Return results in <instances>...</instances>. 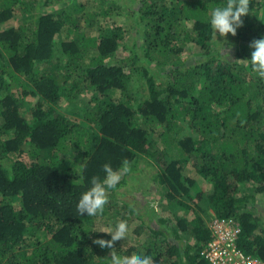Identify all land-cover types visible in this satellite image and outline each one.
<instances>
[{"label": "trees", "instance_id": "obj_1", "mask_svg": "<svg viewBox=\"0 0 264 264\" xmlns=\"http://www.w3.org/2000/svg\"><path fill=\"white\" fill-rule=\"evenodd\" d=\"M226 2L139 0L132 20L143 32L131 45H122L126 38L120 26L100 37L70 30L78 37L61 44L65 63L60 69L71 85L66 91L44 68L54 57L53 39L64 25L61 14L38 11L21 26L0 30V264H92L110 254L111 249L92 243L110 237L94 231V217L79 216L76 206L93 176L103 180L104 164L119 170L123 160L131 164L138 155L152 159L153 182L179 195L186 193L184 167L192 163L211 184L205 203L216 217L236 219L239 249L264 262V228L257 229L246 212L254 195L264 194V122L259 120L264 79L249 61H237L250 60V43L264 37V22L255 21L262 3L250 0L237 35L228 34L227 43L217 47L211 11ZM24 4L0 0V24ZM224 48L231 49L229 57ZM186 50L189 58L183 60ZM151 65L161 67L160 73ZM132 72L144 84L138 101L132 96ZM88 87L93 93L84 115L99 129L92 152L85 150L91 142L83 136L85 127L54 111L61 93L75 97ZM27 97L37 98L31 121L19 114L21 98ZM181 119L197 136L178 138ZM157 128H162L161 146L148 141ZM72 153L79 154V163ZM245 186L253 194L242 195ZM186 224L179 218L173 230L149 226L155 239L144 255L154 264H208L200 255L208 229L196 216L188 223L191 229ZM187 231L194 248L182 244Z\"/></svg>", "mask_w": 264, "mask_h": 264}, {"label": "rangeland", "instance_id": "obj_2", "mask_svg": "<svg viewBox=\"0 0 264 264\" xmlns=\"http://www.w3.org/2000/svg\"><path fill=\"white\" fill-rule=\"evenodd\" d=\"M259 1L262 3V5L260 4L262 7L258 9L259 12L256 13L255 21L264 22V0H256L258 3ZM138 6L139 0H25L24 5L14 9V16L11 20L0 24V30L19 27L28 22L31 16L38 11L48 14H61V18H64L62 21L64 25L53 39L52 54L54 57L44 65V68L52 74L58 84L63 86V91H66L71 85L68 77L64 76L63 71L60 69L61 65L65 63V58L61 52V44L77 40L78 34L71 31L78 28L87 37H100L111 35L113 28L120 26L123 29L124 38H126L122 41V45H131L136 38H140L141 32H143L141 26L132 20V12L136 11ZM74 25H77V27H73ZM224 41V37L217 36V39L214 37L213 43L220 47ZM138 53L142 60L141 53L139 51ZM189 54L190 51L186 50L182 59L188 60ZM117 55L121 56L122 52H118ZM59 61L62 62L59 63ZM151 69L153 73H160L162 68L151 65ZM161 75L164 76V74ZM161 75L158 79L164 81ZM131 77L132 96L136 97L138 101L141 91L144 89V84L137 73L132 72ZM79 92L75 97L61 93L59 101L54 106V111L85 127L83 136L85 139L89 138L91 140L90 143L85 144V150L92 152L95 148L93 140L99 135V129L85 118L84 110L89 109L91 106L90 100L93 88H83ZM21 101L23 106L19 114L31 121L30 108L35 104L37 98H21ZM259 120L264 122V110ZM176 126L178 127V138L197 136L189 129L186 119H181ZM161 132L162 128H157L153 136L148 137V141L154 140L161 146ZM71 157L77 163L81 160L78 153H72ZM151 160L146 156H137V159L130 164V172L122 175L118 187L112 191L108 190V203L105 205L103 213L93 216V222L90 224L94 231L99 232L114 228L117 221L125 216L128 224L127 237L115 242L114 245L118 246L123 252L126 251L127 255L133 253L145 254L146 244L149 243V240L155 239L148 229L149 226L152 229L173 230L180 218L184 219L187 222L186 227H189L188 223L196 216L202 220L207 228L212 219L216 217L211 207H208L204 201L206 192L211 189V184L195 173L192 163H188L184 167V177L181 182L186 188V193L181 195L183 193L181 190L179 195L174 188L164 184L157 185L153 182L152 179L156 174V169L152 167ZM250 190V187L245 186L241 188L240 193L242 195L253 194ZM254 197L252 207L250 206L246 212L252 214V221L257 224V229H261L264 228V194H255ZM178 202L186 204L189 209L193 210L194 214L185 210ZM139 217L142 219L139 220ZM160 220H163L164 225L158 228V221ZM142 221L146 222L147 225H142ZM189 229L191 228L189 227ZM103 234L111 239L109 234ZM182 238L184 241L182 244H190L194 248L189 231L182 234ZM192 251L195 250L192 249ZM109 259L110 254L105 253L102 259H94L93 263L110 264Z\"/></svg>", "mask_w": 264, "mask_h": 264}, {"label": "clouds", "instance_id": "obj_3", "mask_svg": "<svg viewBox=\"0 0 264 264\" xmlns=\"http://www.w3.org/2000/svg\"><path fill=\"white\" fill-rule=\"evenodd\" d=\"M249 12L250 0H227L226 5L214 7L210 18L214 37L216 39L217 36L224 37L226 44L228 34L237 35V29L243 26L242 17L248 15ZM249 47L254 49L251 52V59L237 61H249L252 71L264 79V37L253 40ZM223 51L228 57L230 56V48H224ZM103 171L105 173L103 180L99 176H93L91 178L92 187L81 195L76 206L79 216L87 213L89 217H92L103 213L104 207L108 203V190L115 189L122 179V175L130 172V162L127 159L123 160L119 170H114L110 164L106 163L103 165ZM99 232L109 234L111 239H94L92 243L102 249H111L110 264H154L150 256L136 253L120 256L115 251V242L127 237L128 224L126 221H117L114 228Z\"/></svg>", "mask_w": 264, "mask_h": 264}, {"label": "built area", "instance_id": "obj_4", "mask_svg": "<svg viewBox=\"0 0 264 264\" xmlns=\"http://www.w3.org/2000/svg\"><path fill=\"white\" fill-rule=\"evenodd\" d=\"M207 229L209 240L200 255L208 264H264L259 258L239 249L240 226L236 219L215 217Z\"/></svg>", "mask_w": 264, "mask_h": 264}]
</instances>
